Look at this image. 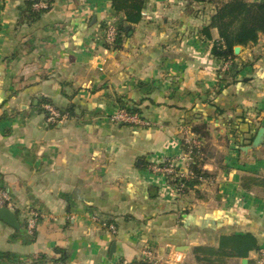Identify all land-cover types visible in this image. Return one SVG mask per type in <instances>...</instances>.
I'll return each instance as SVG.
<instances>
[{
    "label": "crops",
    "instance_id": "1",
    "mask_svg": "<svg viewBox=\"0 0 264 264\" xmlns=\"http://www.w3.org/2000/svg\"><path fill=\"white\" fill-rule=\"evenodd\" d=\"M29 1L0 0V189L18 222L0 219V264L130 263L143 250L158 263L198 264L193 247L246 231L258 248L226 264L264 261V200L240 185L264 176V141L242 149L264 126V34L240 45L235 60L251 63L234 73L211 54L217 29L200 32L213 4L144 0L112 48L102 40L121 15L111 0H40L48 8L35 20L22 13ZM47 103L67 118L48 122ZM122 105L150 124L111 121ZM184 126L206 146L210 177L176 195L150 165L182 157ZM29 209L42 214L32 232Z\"/></svg>",
    "mask_w": 264,
    "mask_h": 264
},
{
    "label": "trees",
    "instance_id": "2",
    "mask_svg": "<svg viewBox=\"0 0 264 264\" xmlns=\"http://www.w3.org/2000/svg\"><path fill=\"white\" fill-rule=\"evenodd\" d=\"M40 0H33L27 2L22 13H25V18L28 20H35L45 8H36L34 4ZM205 3L214 5V11L211 14L210 21L203 26L200 32L207 38H210V29L216 28L218 31V40L211 46V54L217 59L226 62L231 60L228 66L229 71L238 72L241 66H245L251 62H238L235 59L238 57L234 53V46H247L257 42L259 35L264 34V0H199ZM144 0H111L112 9L121 14L118 19V32L114 43L109 46L112 48H119L123 42L128 31L131 30L130 25L127 29L124 27V22L128 24L138 23L141 18V10ZM125 107L131 113H137L138 110L133 106ZM220 111V110H219ZM192 130L200 135V138L208 137V132L204 124H196ZM233 130V129H232ZM252 140V138H251ZM205 145L201 147V151L205 153ZM203 158L194 156L190 162V168L195 174L191 178H179L175 183H182V191L185 192L188 188H197L201 182L198 176L210 177L206 170L200 166ZM169 180V177L166 176ZM172 182V180H171ZM174 182V181H173ZM240 185L245 190H250L252 187H257L264 196V176L247 175L241 179ZM258 248L256 237L251 231H246L242 234L220 235L218 245L214 246H195L192 251L195 260L198 264H226L225 260L231 257H247L250 250ZM62 255L59 259L54 261V264L63 261ZM118 264H130L119 262ZM135 264H167V263H153L148 260H138ZM182 264V263H175ZM185 264V263H183Z\"/></svg>",
    "mask_w": 264,
    "mask_h": 264
},
{
    "label": "built area",
    "instance_id": "3",
    "mask_svg": "<svg viewBox=\"0 0 264 264\" xmlns=\"http://www.w3.org/2000/svg\"><path fill=\"white\" fill-rule=\"evenodd\" d=\"M36 8H45L47 7L46 2L38 1L34 4ZM144 14V12H142ZM118 32V21L115 18L108 19L103 27V43L106 47L111 46ZM229 63L224 65V68H227ZM43 108L46 112V120L52 124H60L66 118L67 114L61 113L56 107L52 104H44ZM110 120L117 123L122 124H131V125H146L150 124L149 121L142 118L137 113L129 112L125 107H117L115 111L110 115ZM181 142L184 147V153L181 158L169 157L165 158L160 163H153L150 165V169L158 174H163L169 177L168 183L172 185L174 194L179 195L182 191V183H175V180L179 178H191L195 177L194 172L190 168V162L193 160L194 156L198 158H202L204 153L201 151V147L203 146V141L197 137L194 133H192L189 127L184 126L181 129ZM182 160L184 167L183 169H179L178 162ZM198 180L200 182H204L206 177L199 175ZM172 180V182H171ZM174 181V182H173ZM6 207L11 209V203L9 194L6 190L0 189V208ZM42 217V214L36 209H29L27 211V229L32 232L36 226L38 219ZM111 228H114L112 225ZM144 258L141 260L152 261L153 263H158V261L152 257L150 250H143ZM261 256V254H260ZM136 261L130 262V264H135ZM56 264H66L63 261H59Z\"/></svg>",
    "mask_w": 264,
    "mask_h": 264
},
{
    "label": "water",
    "instance_id": "4",
    "mask_svg": "<svg viewBox=\"0 0 264 264\" xmlns=\"http://www.w3.org/2000/svg\"><path fill=\"white\" fill-rule=\"evenodd\" d=\"M124 27H125V29L128 28L127 21L124 22ZM130 33L131 32L128 31V34H130ZM233 50H234L235 54H238V52L240 50V45L234 46ZM263 141H264V126H261L258 128L252 142L248 145L243 146L242 149L248 150V149L257 148L263 143ZM0 219L12 227H18L16 214L6 207L0 208ZM114 246H115V243L113 242L111 244V248H110L111 252L114 250ZM243 261H246V259H243Z\"/></svg>",
    "mask_w": 264,
    "mask_h": 264
},
{
    "label": "rangeland",
    "instance_id": "5",
    "mask_svg": "<svg viewBox=\"0 0 264 264\" xmlns=\"http://www.w3.org/2000/svg\"><path fill=\"white\" fill-rule=\"evenodd\" d=\"M253 191H254L255 196L260 197L264 200V196L262 195L261 191L258 188L256 189V187H255V189ZM260 257L262 258V260H264V254H261ZM254 264H264V261L256 262Z\"/></svg>",
    "mask_w": 264,
    "mask_h": 264
}]
</instances>
